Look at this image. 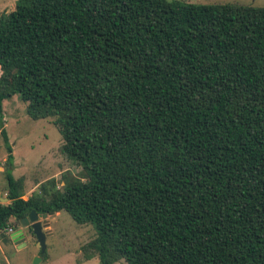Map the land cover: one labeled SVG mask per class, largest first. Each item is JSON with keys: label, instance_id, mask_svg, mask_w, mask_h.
I'll return each instance as SVG.
<instances>
[{"label": "trees", "instance_id": "trees-1", "mask_svg": "<svg viewBox=\"0 0 264 264\" xmlns=\"http://www.w3.org/2000/svg\"><path fill=\"white\" fill-rule=\"evenodd\" d=\"M14 1L0 132L8 143L17 95L58 127L85 182L23 199L7 170L1 238L32 210L64 211L95 231L85 261L264 264V7Z\"/></svg>", "mask_w": 264, "mask_h": 264}, {"label": "rangeland", "instance_id": "rangeland-1", "mask_svg": "<svg viewBox=\"0 0 264 264\" xmlns=\"http://www.w3.org/2000/svg\"><path fill=\"white\" fill-rule=\"evenodd\" d=\"M199 5H243L264 7V0H168ZM14 0H0V15L14 8ZM27 104L17 95L3 102V125L8 143L0 132V195L6 194V173L14 179L23 178V194L30 197L46 188L62 191L65 185L85 182L81 169L74 167L61 153L62 136L51 119L34 120L27 115ZM8 147L12 154L8 153ZM11 163V167H8ZM55 188H52V185ZM54 190V191H55ZM48 198V197H47ZM3 199V198H2ZM6 204L7 201H0ZM46 250L40 255V247L32 234L24 229L26 245L3 244L0 236V264H99L97 258L84 260L83 247L96 237L91 225H79L68 213L61 211L44 220ZM49 227V228H48ZM18 228V227H17ZM115 264H126L120 260Z\"/></svg>", "mask_w": 264, "mask_h": 264}, {"label": "water", "instance_id": "water-1", "mask_svg": "<svg viewBox=\"0 0 264 264\" xmlns=\"http://www.w3.org/2000/svg\"><path fill=\"white\" fill-rule=\"evenodd\" d=\"M3 201H6V199H3ZM53 215L50 214H37L34 210L30 211L26 216H24L18 223V228L14 231H12L9 235L2 238L3 244H14L18 248H22L26 245V237L24 233V229H27L29 232H31L32 236L36 239L37 243L40 247V255L45 253L46 250V231H45V223L44 220H46L47 217ZM39 257L34 258V264H37V262H40Z\"/></svg>", "mask_w": 264, "mask_h": 264}, {"label": "crops", "instance_id": "crops-1", "mask_svg": "<svg viewBox=\"0 0 264 264\" xmlns=\"http://www.w3.org/2000/svg\"><path fill=\"white\" fill-rule=\"evenodd\" d=\"M10 4H13L14 5V3H10ZM1 169V168H0ZM6 199V197H5V195L2 197L1 195H0V201H3V199ZM28 197H27V195H24L23 196V199H27ZM6 201H7V203L6 204H8L9 203V201L6 199ZM58 213H56V214H53V215H57ZM53 215H51V216H53ZM50 217V216H49ZM48 217V218H49ZM49 228V227H48ZM1 240H2V238H1ZM25 241H26V239H25ZM10 244H12V243H10Z\"/></svg>", "mask_w": 264, "mask_h": 264}, {"label": "built area", "instance_id": "built-area-1", "mask_svg": "<svg viewBox=\"0 0 264 264\" xmlns=\"http://www.w3.org/2000/svg\"><path fill=\"white\" fill-rule=\"evenodd\" d=\"M12 231H14V230H12V229H8V230H7V234L9 235Z\"/></svg>", "mask_w": 264, "mask_h": 264}]
</instances>
